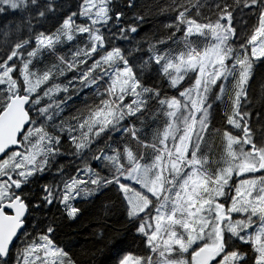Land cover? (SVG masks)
I'll use <instances>...</instances> for the list:
<instances>
[{
	"label": "snow or ice",
	"instance_id": "obj_1",
	"mask_svg": "<svg viewBox=\"0 0 264 264\" xmlns=\"http://www.w3.org/2000/svg\"><path fill=\"white\" fill-rule=\"evenodd\" d=\"M0 264H264V0H0Z\"/></svg>",
	"mask_w": 264,
	"mask_h": 264
},
{
	"label": "trees",
	"instance_id": "obj_2",
	"mask_svg": "<svg viewBox=\"0 0 264 264\" xmlns=\"http://www.w3.org/2000/svg\"><path fill=\"white\" fill-rule=\"evenodd\" d=\"M156 2H157V3H163L164 0H156ZM155 19H156L157 21H159V20H163L164 17H163V16H160V17H156ZM193 39H195V38H193ZM76 239H78L79 241L82 242V241L85 239V237H78V238H76ZM64 242L67 243V240L65 239ZM74 242H75V240L73 241V243H74ZM131 250L134 251V252L139 251V249L136 248V247H132ZM101 259L107 260L108 257H107V256H104V257H101Z\"/></svg>",
	"mask_w": 264,
	"mask_h": 264
},
{
	"label": "rangeland",
	"instance_id": "obj_3",
	"mask_svg": "<svg viewBox=\"0 0 264 264\" xmlns=\"http://www.w3.org/2000/svg\"><path fill=\"white\" fill-rule=\"evenodd\" d=\"M258 175V174H257Z\"/></svg>",
	"mask_w": 264,
	"mask_h": 264
}]
</instances>
